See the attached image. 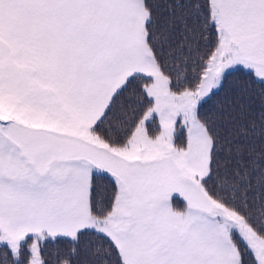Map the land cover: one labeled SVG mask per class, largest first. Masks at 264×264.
Segmentation results:
<instances>
[{"label":"snow or ice","instance_id":"1","mask_svg":"<svg viewBox=\"0 0 264 264\" xmlns=\"http://www.w3.org/2000/svg\"><path fill=\"white\" fill-rule=\"evenodd\" d=\"M0 249L264 264V0H0Z\"/></svg>","mask_w":264,"mask_h":264},{"label":"trees","instance_id":"2","mask_svg":"<svg viewBox=\"0 0 264 264\" xmlns=\"http://www.w3.org/2000/svg\"><path fill=\"white\" fill-rule=\"evenodd\" d=\"M204 50L205 49L202 48V51ZM248 83L249 82L246 75H242L240 73H233L232 76L229 77L228 82H226V87H231L233 89L244 88L248 85ZM125 95H127V93H125ZM213 99L215 100L216 97H214ZM182 139H183V133H180L178 130L177 143L181 142ZM111 190H112V182L110 176L103 173H97L94 175V179H93L94 200L101 198L106 200L111 195ZM175 203L177 207H182L180 200L175 201ZM89 241L98 242L96 241V237H94L91 233H85V235L81 237L80 247H83V245ZM72 247L73 245L65 239H58L55 242L48 241L43 245L44 256L46 259L51 260V258L58 250L63 253H66ZM0 251H2V249H0Z\"/></svg>","mask_w":264,"mask_h":264}]
</instances>
